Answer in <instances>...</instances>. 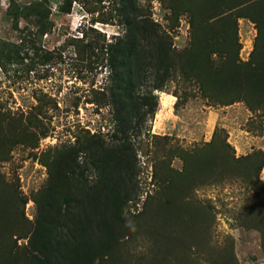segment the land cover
Masks as SVG:
<instances>
[{
  "label": "rangeland",
  "instance_id": "rangeland-1",
  "mask_svg": "<svg viewBox=\"0 0 264 264\" xmlns=\"http://www.w3.org/2000/svg\"><path fill=\"white\" fill-rule=\"evenodd\" d=\"M193 1L0 0V264L29 245L40 194L59 179L78 187L82 205L87 193L121 205L136 227L122 231L115 261L94 264H179L176 253L190 256L184 264H222L228 254L264 264V109L214 103L178 67L154 90L146 66L140 27L154 24L173 54L186 52ZM135 20L140 43L126 74L108 50ZM257 35L255 23L238 20L241 62ZM248 157L258 177L244 174ZM190 206L201 216L191 219ZM164 226L182 233L185 249L155 245Z\"/></svg>",
  "mask_w": 264,
  "mask_h": 264
},
{
  "label": "trees",
  "instance_id": "trees-1",
  "mask_svg": "<svg viewBox=\"0 0 264 264\" xmlns=\"http://www.w3.org/2000/svg\"><path fill=\"white\" fill-rule=\"evenodd\" d=\"M190 12L193 19L192 45L188 51L177 54L172 53L166 36H161L154 24L148 26L144 21L146 25L140 27L136 20L129 21L127 41L120 39L116 45H110L108 50L116 57H123L117 63L118 69L126 71V74L131 72L126 61L137 56L136 46L140 42L133 31L140 27L141 39L148 44L146 48L149 49L148 57H144L151 60L146 66L154 68L157 74L158 84L154 86V90L162 91L165 81L171 76V69L178 67L188 77L195 78L204 97L214 103L230 105L243 101L250 110L264 109V0H194ZM241 18L251 20L258 29L254 51L247 63L238 58L241 48L238 20ZM262 160L264 162V156ZM240 163H250L243 169L246 177H258L260 166L254 163L253 157L243 159ZM105 164L106 159H102L97 165L100 167ZM189 167L188 171L196 170L195 163ZM58 181L40 194L44 200L38 201L41 206L29 245L18 247L6 263L94 264L96 260L104 258L115 261L114 255L119 248L122 231L136 230L122 216V206L113 205L112 208V205H99L100 199L92 198L88 193L82 205L77 195L78 187H66L64 180ZM0 192L4 193L2 180ZM13 202L17 206L26 203L25 199L15 195ZM189 210L191 206L188 208L191 219L201 216L200 212L190 216ZM178 211L182 212L179 208ZM204 212L205 216H209L204 218L203 224L209 226L212 216L205 209ZM177 224L185 229L188 226L182 221ZM178 233L170 234L169 226H164L162 230H158L159 238L154 240L155 245L172 241L173 249L178 250L181 245L185 249L182 233ZM20 250L26 252L20 253ZM174 258L179 264L191 259L190 256H181L180 253H176ZM217 262L235 263L230 254L219 256Z\"/></svg>",
  "mask_w": 264,
  "mask_h": 264
}]
</instances>
